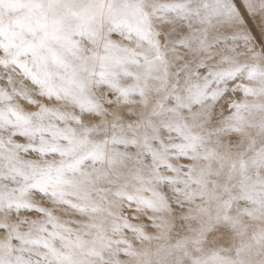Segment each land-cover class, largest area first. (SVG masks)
Here are the masks:
<instances>
[{
    "label": "snow or ice",
    "instance_id": "snow-or-ice-1",
    "mask_svg": "<svg viewBox=\"0 0 264 264\" xmlns=\"http://www.w3.org/2000/svg\"><path fill=\"white\" fill-rule=\"evenodd\" d=\"M0 264H264V0H0Z\"/></svg>",
    "mask_w": 264,
    "mask_h": 264
}]
</instances>
